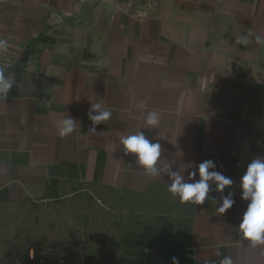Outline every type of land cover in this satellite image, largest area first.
Segmentation results:
<instances>
[{"label": "crops", "instance_id": "obj_1", "mask_svg": "<svg viewBox=\"0 0 264 264\" xmlns=\"http://www.w3.org/2000/svg\"><path fill=\"white\" fill-rule=\"evenodd\" d=\"M249 31L264 36V0H0V70L13 80L0 96V205L82 195L112 218L109 246L124 230L143 237L151 264H172L157 248L179 264H264V245L239 232L240 180L264 157V44H241ZM95 103L112 115L91 133ZM67 115L77 127L61 138ZM137 131L161 144L156 177L124 155ZM209 159L232 185L212 184L202 205L168 192L164 169L193 182Z\"/></svg>", "mask_w": 264, "mask_h": 264}, {"label": "rangeland", "instance_id": "obj_2", "mask_svg": "<svg viewBox=\"0 0 264 264\" xmlns=\"http://www.w3.org/2000/svg\"><path fill=\"white\" fill-rule=\"evenodd\" d=\"M111 224L102 203L82 195L1 204L0 264H151L136 247L109 246L115 238L106 231Z\"/></svg>", "mask_w": 264, "mask_h": 264}, {"label": "clouds", "instance_id": "obj_3", "mask_svg": "<svg viewBox=\"0 0 264 264\" xmlns=\"http://www.w3.org/2000/svg\"><path fill=\"white\" fill-rule=\"evenodd\" d=\"M257 45L264 44V36L253 35L251 31L247 35H241L239 42L248 44L252 41ZM7 42L0 40V47H6ZM13 87V80L0 70V96H7ZM112 113L103 108L101 103L91 104L88 118L94 125L91 133H95L96 125L106 122L111 118ZM77 120L68 116L58 124V134L61 138L72 134L77 127ZM144 123L149 128H156L160 124L158 111H151L147 114ZM120 143L124 150V155H131L135 158L137 165L150 177L160 175L161 170L157 167L161 160L162 147L158 142H153L142 131H137L131 135L121 137ZM216 167L213 160H205L198 165V179H195L197 172L190 173L189 179L193 182H186L185 177L180 172H173L171 168L164 169L171 179L168 192L177 197L181 203H191L202 205L209 198L212 184L216 191L223 192L225 188L232 185L230 177L214 170ZM242 199L248 201V206L239 224V232L242 238L249 242L251 247L264 245V157L253 159L246 168L240 180ZM234 204V200L229 194L223 198L221 206L217 209L220 214L226 213ZM172 264H179L178 258H172ZM220 264H233L230 256H225L220 260Z\"/></svg>", "mask_w": 264, "mask_h": 264}, {"label": "trees", "instance_id": "obj_4", "mask_svg": "<svg viewBox=\"0 0 264 264\" xmlns=\"http://www.w3.org/2000/svg\"><path fill=\"white\" fill-rule=\"evenodd\" d=\"M130 238H131V240H130ZM124 239L125 240L123 241L121 239V237H120L119 241L122 242L123 245L126 246V247H133V248L136 247L137 249L140 250V254L141 255H143L145 251H151L152 250L150 248V246L145 242L143 237H136L135 234L130 235L125 230H124ZM124 254L127 255V256H131V253L127 249L124 250ZM178 254H179V251H177L176 249L157 248V252H156V255L158 257H162V256H165V255H168V256H171V257H176ZM27 255H28V253H27ZM106 255L109 256V257L114 256V249H107V254ZM179 255L182 257L181 253ZM185 256H189L188 253H185ZM136 258H137V256H136Z\"/></svg>", "mask_w": 264, "mask_h": 264}]
</instances>
